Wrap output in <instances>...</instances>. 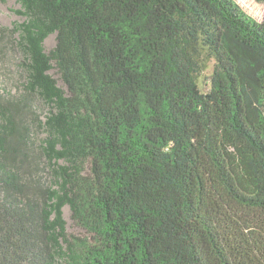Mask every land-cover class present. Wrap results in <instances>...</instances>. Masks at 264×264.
Listing matches in <instances>:
<instances>
[{
	"label": "trees",
	"instance_id": "1",
	"mask_svg": "<svg viewBox=\"0 0 264 264\" xmlns=\"http://www.w3.org/2000/svg\"><path fill=\"white\" fill-rule=\"evenodd\" d=\"M18 2L26 19L0 25L23 73L0 85V264H264V15Z\"/></svg>",
	"mask_w": 264,
	"mask_h": 264
},
{
	"label": "rangeland",
	"instance_id": "2",
	"mask_svg": "<svg viewBox=\"0 0 264 264\" xmlns=\"http://www.w3.org/2000/svg\"><path fill=\"white\" fill-rule=\"evenodd\" d=\"M245 4L255 17L260 20L264 15V3L260 0H240ZM22 7L18 0H0V25L5 27H13L15 23L23 22L26 17L23 16L18 10ZM7 40L0 42V49H4L3 53L6 55V60L0 59V85L8 90L9 92L16 93L22 88L23 73L21 68L18 66V61L22 59V54L14 51L11 48V43L7 44ZM46 50L50 51L56 45V34L50 35L46 42ZM54 73V70L51 71ZM209 80V79H208ZM208 80L202 78L203 86L206 88L209 85L205 84ZM206 81V82H205ZM201 82V83H202ZM44 111V109H43ZM48 111V108L45 109ZM44 118V117H43ZM39 128L37 129V131ZM42 132V129H40ZM64 215L68 222V229L70 232H82V230L75 224L71 218V211L69 206L64 208Z\"/></svg>",
	"mask_w": 264,
	"mask_h": 264
}]
</instances>
